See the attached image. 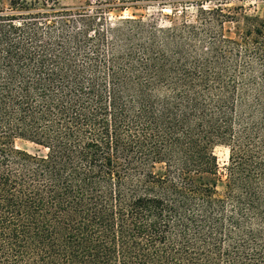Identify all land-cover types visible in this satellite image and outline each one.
Instances as JSON below:
<instances>
[{"label": "trees", "instance_id": "1", "mask_svg": "<svg viewBox=\"0 0 264 264\" xmlns=\"http://www.w3.org/2000/svg\"><path fill=\"white\" fill-rule=\"evenodd\" d=\"M0 264H264V0H0Z\"/></svg>", "mask_w": 264, "mask_h": 264}, {"label": "rangeland", "instance_id": "2", "mask_svg": "<svg viewBox=\"0 0 264 264\" xmlns=\"http://www.w3.org/2000/svg\"><path fill=\"white\" fill-rule=\"evenodd\" d=\"M62 4L70 7H80L83 5L84 0H61ZM214 4L211 2L210 5ZM232 4H238L237 1L232 2ZM195 7L194 6H188L186 8V12L184 14V17L188 20H191L195 14ZM143 17V18H153L155 19L158 23L162 25H167L171 19L175 18L173 17V14L170 9H164L161 10L156 6H150V7H144V8H138V9H128L125 11H118L114 10L111 13L108 14V18L110 21L114 22L118 19L121 18H126V17ZM178 16V15H177ZM173 17V18H172ZM14 145L17 149L28 152L33 155H42L44 151L21 139H16L14 141ZM214 155L216 156L218 167H219V172L222 174L224 172V168L227 164V157H228V151L226 148L222 146H218L214 148ZM222 177V176H221ZM217 191L222 192L223 191V183L222 181H219L217 184Z\"/></svg>", "mask_w": 264, "mask_h": 264}]
</instances>
